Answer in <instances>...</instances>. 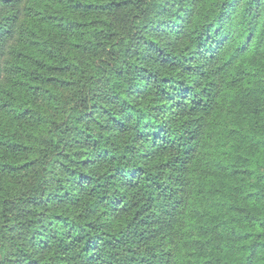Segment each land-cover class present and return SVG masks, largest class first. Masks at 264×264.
Masks as SVG:
<instances>
[{"label":"trees","instance_id":"1","mask_svg":"<svg viewBox=\"0 0 264 264\" xmlns=\"http://www.w3.org/2000/svg\"><path fill=\"white\" fill-rule=\"evenodd\" d=\"M0 264H264V0H0Z\"/></svg>","mask_w":264,"mask_h":264}]
</instances>
